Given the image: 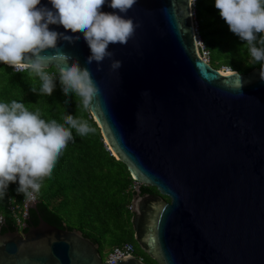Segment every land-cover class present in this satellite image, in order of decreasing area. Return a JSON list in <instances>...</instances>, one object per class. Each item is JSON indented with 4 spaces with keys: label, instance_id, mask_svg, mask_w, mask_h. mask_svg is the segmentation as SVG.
I'll return each instance as SVG.
<instances>
[{
    "label": "water",
    "instance_id": "1",
    "mask_svg": "<svg viewBox=\"0 0 264 264\" xmlns=\"http://www.w3.org/2000/svg\"><path fill=\"white\" fill-rule=\"evenodd\" d=\"M136 28L126 45L97 65L83 33L61 25L50 31L57 50L88 68L99 88L89 112L111 155L132 180L130 212L134 239L156 264H264V82L259 69L240 73L235 91L228 77L199 55L190 0H137L126 14ZM55 13L49 0L37 6ZM79 36V40L75 37ZM57 50L49 70L63 67ZM112 60L122 63L110 70ZM1 65H5L0 63ZM10 67V66H8ZM100 71H97V68ZM141 186L157 195H141ZM168 201H166V199ZM1 233L0 264H109L99 245L80 230L27 222ZM26 220V223H25ZM25 229V231H23ZM115 264H144L136 256Z\"/></svg>",
    "mask_w": 264,
    "mask_h": 264
},
{
    "label": "clouds",
    "instance_id": "2",
    "mask_svg": "<svg viewBox=\"0 0 264 264\" xmlns=\"http://www.w3.org/2000/svg\"><path fill=\"white\" fill-rule=\"evenodd\" d=\"M40 2L0 0V63L16 72L29 71L39 77V91L47 96L52 95L55 87L53 76L45 71L52 57L42 53L46 49L57 50L58 39L74 42L71 36L50 31L49 25L58 24L72 33H83L91 51L88 65L111 59L114 54L108 51L109 45H126L140 26L134 25L132 19L102 12L105 0H49L55 13L47 8L38 9ZM136 3L137 0H110L108 6L126 14ZM194 3L190 0L191 7ZM215 7L230 31L246 42L251 58L261 64L259 79L264 82V0H215ZM57 55L63 64L59 68L63 93H74L83 109L89 110L100 91L90 71L82 68L78 60L69 64L71 58L59 50ZM121 66V61L112 60L110 70L117 72ZM100 70L98 67L97 71ZM223 74L236 77L231 85L225 81L227 87L242 89L238 72L229 69ZM32 91L35 93L36 88ZM63 121L64 124L54 119L46 122L39 111L31 112L16 100L0 102V190L18 181V191L34 199L33 194L40 191L43 179L51 176L58 157L72 139L71 130L82 137L95 132L85 119L65 115Z\"/></svg>",
    "mask_w": 264,
    "mask_h": 264
},
{
    "label": "trees",
    "instance_id": "3",
    "mask_svg": "<svg viewBox=\"0 0 264 264\" xmlns=\"http://www.w3.org/2000/svg\"><path fill=\"white\" fill-rule=\"evenodd\" d=\"M202 9L206 10L204 16ZM195 13L199 35L210 52L209 64L213 68L225 65L233 71L247 73L261 67L259 62L251 58L246 42L230 31L215 7V0H196ZM200 16L203 17L202 25ZM205 30L209 34H220V41L217 44L214 40L208 41L204 36ZM236 42L239 45L234 47ZM221 51L226 55L219 62ZM45 71L54 78L55 87L51 96L40 93L39 77L29 71L16 72L12 67L0 64V102L16 100L24 103L29 111H39L40 118L46 122L54 119L64 124L65 115L82 118L95 132L82 137L74 129L71 130L72 139L58 157L51 176L41 182L37 193V211L28 210L27 222L36 226L39 215L55 227L80 230L101 249L106 242L111 248L123 243L135 244L130 221L134 182L130 174L107 149L96 123L89 110L83 109L79 97L71 92L65 96L59 81V71L55 68ZM33 87L36 88L35 93ZM18 187L17 181L0 190L1 233L17 230L10 207L21 206L26 197L25 193L18 191ZM140 190L141 195L156 192L147 186H141ZM141 253L150 264H156Z\"/></svg>",
    "mask_w": 264,
    "mask_h": 264
},
{
    "label": "built area",
    "instance_id": "4",
    "mask_svg": "<svg viewBox=\"0 0 264 264\" xmlns=\"http://www.w3.org/2000/svg\"><path fill=\"white\" fill-rule=\"evenodd\" d=\"M192 7H193L194 31H195V36H196V45L198 48V52H199V55L201 56V58L204 61L209 63L210 52H209L208 48L205 46L204 42L202 41V39L199 35L198 23L196 20V13H195V3ZM229 69L230 68H223L221 70L222 71H228ZM137 186H138V184L134 182V184L132 186V191ZM29 191H31V190H29ZM33 195L35 197L34 199L26 196L21 206H11L10 207V211L13 214L15 224L17 226V230H19V231L23 229L24 217L27 215V209H26L27 204L34 201V200H37V193H34ZM130 208H131V206H130ZM128 256H136L135 251H134V246L131 243H123L120 245L113 246L110 249V251L108 252L105 261H107L109 264H115L116 259H120V258L128 257ZM136 257L142 261L141 257H138V256H136Z\"/></svg>",
    "mask_w": 264,
    "mask_h": 264
},
{
    "label": "rangeland",
    "instance_id": "5",
    "mask_svg": "<svg viewBox=\"0 0 264 264\" xmlns=\"http://www.w3.org/2000/svg\"><path fill=\"white\" fill-rule=\"evenodd\" d=\"M202 16H204L205 15V13H206V10L205 9H202ZM211 18V16H209V19ZM203 17H201L200 16V18H199V21H200V24L202 25L203 24ZM204 36L206 37V39L208 40V41H211V40H214V42L217 44L219 41H220V34H209L208 33V31H204ZM235 37V36H234ZM235 46L234 47H237L238 45H239V43L238 42H236L235 44H234ZM222 52L223 51H221V53H219L220 55H219V57H218V60H219V62H221V61H223L224 59H225V55L226 54H222ZM215 53H217V50L215 51ZM215 56V59L217 60V57H216V55H214ZM251 59V58H250ZM223 68H229V67H227V66H225V65H220L219 66V70H221V69H223ZM110 249H111V245L109 244V243H104L103 244V248H102V252H101V257H102V259H103V261H105V259H106V257H107V254H108V252L110 251ZM136 254H137V256L138 257H141L142 258V261L143 260H145L146 258L142 255V253H141V251H139V252H136Z\"/></svg>",
    "mask_w": 264,
    "mask_h": 264
},
{
    "label": "flooded vegetation",
    "instance_id": "6",
    "mask_svg": "<svg viewBox=\"0 0 264 264\" xmlns=\"http://www.w3.org/2000/svg\"><path fill=\"white\" fill-rule=\"evenodd\" d=\"M147 194L157 195V192H150V193H147ZM165 199H166V198H165ZM166 201H168V199H166ZM131 220H132V217H131ZM131 220H130V221H131ZM131 230H132V235H133V238H134V232H133V229H132V222H131ZM20 231H22V230H20ZM134 241H135V239H134ZM133 246H134L135 255L137 256L136 252H139V251H141V250H140L139 245L137 244L136 241H135V244H133ZM98 251H99V253H100V255H101L102 249L100 248V246H99V248H98ZM102 260H103V259H102ZM143 263H144V264H150V261L146 258L145 260H143Z\"/></svg>",
    "mask_w": 264,
    "mask_h": 264
}]
</instances>
